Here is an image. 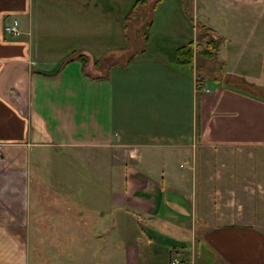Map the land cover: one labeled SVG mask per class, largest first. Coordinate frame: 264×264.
<instances>
[{
	"label": "crops",
	"instance_id": "1",
	"mask_svg": "<svg viewBox=\"0 0 264 264\" xmlns=\"http://www.w3.org/2000/svg\"><path fill=\"white\" fill-rule=\"evenodd\" d=\"M163 1L96 51L97 0H0V264H264V0H189L194 76L148 46Z\"/></svg>",
	"mask_w": 264,
	"mask_h": 264
},
{
	"label": "rangeland",
	"instance_id": "2",
	"mask_svg": "<svg viewBox=\"0 0 264 264\" xmlns=\"http://www.w3.org/2000/svg\"><path fill=\"white\" fill-rule=\"evenodd\" d=\"M133 1L134 0H113V1L112 0H97L98 8L102 9L103 11L109 12V22L108 24L100 23V26L101 25L103 26L102 28H100V34L97 36V38L93 39V41H96L94 50L97 51V50L102 49L103 47H105L107 42H110V43L116 42L120 44L124 43V40H126V38L123 37L122 35L121 25H123V19L125 18L129 9L133 5L134 3ZM175 6L178 8H175ZM139 7L140 5H137L136 8H133L132 13H131L132 16L130 15L131 16L129 17L130 19L128 18L129 22L134 21V20H142V19L144 20V17L147 14V9L145 7L143 8H139ZM196 15H198L196 12L192 14L191 4L189 0H182V1L181 0H172V1L166 0V1H163V3L159 5L154 16H153V11L151 12L150 19L151 20L153 19V27L151 29L152 31L151 36L148 39V46L150 49H153L156 46V44H159L161 45V47L162 46L165 47L166 50L168 49V51H163L161 55L162 60L168 61V62H165L167 66L172 67V68L177 67V65L175 64L177 62L174 59L175 57L174 49L177 47V45L184 44L188 42V40L193 38V35H194L193 30L195 26L193 18H195ZM136 23L138 24V22H135L134 24ZM132 24L129 26L128 31H127L129 38L132 41L131 45L133 47V48L129 47L128 49L129 51H132L133 49H135L139 43L138 41L134 39L136 28H134L135 26H133ZM77 37L78 38H73L69 40V42H74V43L90 42V37L87 40H85L86 36H81L82 38H80V35H78ZM58 40L59 39L57 38L54 39V41H58ZM117 47L118 46H116L112 50L110 48H107L105 49V52L108 53L110 51L109 52V55H110L116 51ZM152 55L148 57H154L157 60L160 59L157 57L156 54L152 53ZM197 58H198V61L196 62V66L199 67V62L201 63L203 62L201 59L203 57L198 56ZM120 60H121L120 57L115 58V61H120ZM144 63H148V62H140V65ZM177 64L179 68L177 70H180L183 73L184 71L187 70V68H192L187 64H182V63H177ZM150 66H152V68L146 71L147 74H151V73L158 74L159 73L158 70L154 69L156 65H150ZM194 69H196L195 64L192 68V72H191L192 76L195 75ZM162 73L165 75L168 72H161V74ZM196 74L199 75V70L196 72ZM256 76H258V74H256ZM205 81L209 84L213 83V81L210 79H205ZM254 82L256 84L263 85L264 77H263V80H260V78H258L254 80ZM246 86L250 87V85H246ZM161 88L164 89V84L161 85ZM260 89L263 91H261ZM260 89H259V94L260 96L264 97L263 86L260 87ZM64 155L65 157H68V158H70L71 156V154L69 153H64ZM50 163H51L50 164L51 171H58V168H64L63 161L58 162V161L52 160ZM66 164H67V166L65 167L66 170H73L74 168H76V162L73 161V159L66 160ZM55 178H56L55 176L51 177V179H53V182H52L53 184L56 183L54 180ZM57 178L58 180L60 179L59 177ZM155 225H158V223H155ZM193 261L194 259L191 256H189L187 263L180 262L179 260L180 264H190V263H193Z\"/></svg>",
	"mask_w": 264,
	"mask_h": 264
},
{
	"label": "trees",
	"instance_id": "3",
	"mask_svg": "<svg viewBox=\"0 0 264 264\" xmlns=\"http://www.w3.org/2000/svg\"><path fill=\"white\" fill-rule=\"evenodd\" d=\"M150 1L151 0H134L133 5L129 9L125 18L123 19L124 21L123 27H125V25L127 24L128 18L132 16L131 13H132L133 8H136L137 5H140V6L144 5ZM157 1L158 0H153L154 3ZM145 26H147V24ZM220 42H221V37L215 36L213 30L206 27L200 22H196L194 26V39L188 41L187 43L181 45L180 47L176 49L175 60L177 63L190 65L193 63V59H196L198 56H201L203 58L205 57L210 58L215 54L216 50L219 47ZM78 58H79V61L81 62L82 70L84 71V66L86 63L85 62L86 55L78 54ZM96 63L97 61L94 62V64Z\"/></svg>",
	"mask_w": 264,
	"mask_h": 264
},
{
	"label": "built area",
	"instance_id": "4",
	"mask_svg": "<svg viewBox=\"0 0 264 264\" xmlns=\"http://www.w3.org/2000/svg\"><path fill=\"white\" fill-rule=\"evenodd\" d=\"M3 32L6 36L16 37L20 34L18 21L15 18L10 19L3 26ZM204 91H207L206 88H203ZM171 264H178V260L174 258Z\"/></svg>",
	"mask_w": 264,
	"mask_h": 264
},
{
	"label": "bare ground",
	"instance_id": "5",
	"mask_svg": "<svg viewBox=\"0 0 264 264\" xmlns=\"http://www.w3.org/2000/svg\"><path fill=\"white\" fill-rule=\"evenodd\" d=\"M203 88H206V89H207V91H205V92H208V91H209V88H208V87L203 86V87H202V90H203ZM203 91H204V90H203ZM174 258H176V259L178 260V264H179V259H178V257H173V258L171 259V261H170V264H171V262H172V260H173Z\"/></svg>",
	"mask_w": 264,
	"mask_h": 264
}]
</instances>
